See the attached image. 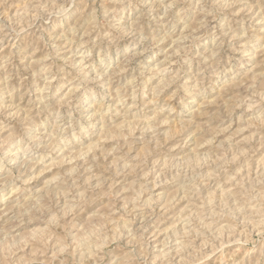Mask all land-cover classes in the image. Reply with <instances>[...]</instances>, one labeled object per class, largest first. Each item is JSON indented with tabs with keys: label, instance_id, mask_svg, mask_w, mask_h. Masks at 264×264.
<instances>
[{
	"label": "rangeland",
	"instance_id": "obj_1",
	"mask_svg": "<svg viewBox=\"0 0 264 264\" xmlns=\"http://www.w3.org/2000/svg\"><path fill=\"white\" fill-rule=\"evenodd\" d=\"M0 264H264V0H0Z\"/></svg>",
	"mask_w": 264,
	"mask_h": 264
}]
</instances>
